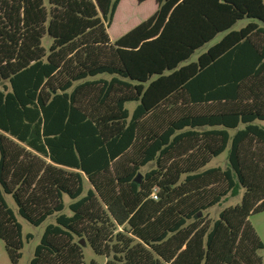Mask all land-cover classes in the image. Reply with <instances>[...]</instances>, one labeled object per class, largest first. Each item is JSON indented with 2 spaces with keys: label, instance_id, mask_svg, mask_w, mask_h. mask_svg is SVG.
<instances>
[{
  "label": "trees",
  "instance_id": "16d2710c",
  "mask_svg": "<svg viewBox=\"0 0 264 264\" xmlns=\"http://www.w3.org/2000/svg\"><path fill=\"white\" fill-rule=\"evenodd\" d=\"M121 1L0 0L9 259L25 245L18 216L36 228L56 216L30 264H99L82 240L105 264H264L249 222L264 212V0H154L112 43ZM226 151L228 167L208 168Z\"/></svg>",
  "mask_w": 264,
  "mask_h": 264
},
{
  "label": "rangeland",
  "instance_id": "374dc122",
  "mask_svg": "<svg viewBox=\"0 0 264 264\" xmlns=\"http://www.w3.org/2000/svg\"><path fill=\"white\" fill-rule=\"evenodd\" d=\"M156 10H157V5L155 4L154 0H150L144 4H141L140 6H138L137 3L134 2L133 0H122L119 7H118L117 12H116L114 22L108 31L111 42L114 43L117 39H119L121 36L126 34L128 31H130L134 27L138 26L143 21L147 20L149 17H151L156 12ZM249 22H250L249 20L240 21L233 28V30L239 31L241 28L245 27ZM255 22H257V21H255ZM257 23L261 27H264V23H261V22H257ZM127 25H130L131 27L129 29H127L126 31H123L124 27ZM220 39H221V36L216 38V40H214L210 45L206 46L204 49L198 51L191 58L190 62H196L197 58L201 54H203L205 51H207L211 45L217 43ZM44 44L46 47H48V45H49L47 43V41H45ZM127 107L131 112H133L136 105L135 104H129ZM231 133H232V135L234 134V132H231ZM228 165H229L228 151H226L220 157L213 159L211 161V163L208 165V168H217L218 167V168L225 169L226 167H228ZM152 168H153V166L150 165V166L143 168L140 171V174L142 177L141 182L143 181L144 175L147 172H149ZM84 184H85V191H84L83 196H85L87 194V191L89 189V184L87 183L86 178H85ZM240 198H241V195L236 197V198L229 197L227 200L222 202V204L220 206H217L208 212L202 213L201 217H205V219L208 221H214L217 219L218 214L222 210H224L225 208L232 207V206L239 204ZM70 203H71V201H69L68 199L65 200L66 209L64 210V213L67 215L71 214L69 209H68V206L70 205ZM10 204L12 207L15 208V205L13 204L11 199H10ZM55 218H56V216L51 217L43 225L36 228V227L31 226L29 223H27L25 220H23L22 218H20L18 216V220L22 224V227H23V235H24L25 245H24V248L22 250V257L18 261L17 264H30V261L34 255L35 248L40 243V240H41V237L45 231V228L49 224H54ZM249 222H250V225L252 226L253 230L255 231V233L257 234L259 239L261 240V242L264 244V212H261V213H258V214L251 216L249 219ZM30 234L33 236V239H31L30 241H27L26 236L30 235ZM85 244L86 245H85V247H83V249H84V255H85L86 262H90L91 260H95L99 264H105L106 263L107 260L105 258L97 256L93 252V250L88 246V243L85 242ZM261 255L264 256V251L261 253ZM0 264H13L8 257V254L5 250L4 243L1 239H0Z\"/></svg>",
  "mask_w": 264,
  "mask_h": 264
},
{
  "label": "water",
  "instance_id": "95a60500",
  "mask_svg": "<svg viewBox=\"0 0 264 264\" xmlns=\"http://www.w3.org/2000/svg\"><path fill=\"white\" fill-rule=\"evenodd\" d=\"M141 179H142V177H141V174H139L138 176H137V178L135 179V183H138V184H140L141 183ZM201 216H202V213H199V218H201ZM80 244L82 245V247H85V242H84V240H82L81 242H80Z\"/></svg>",
  "mask_w": 264,
  "mask_h": 264
}]
</instances>
